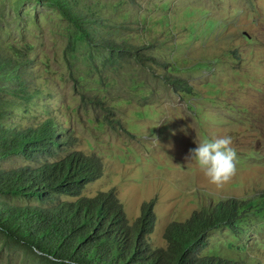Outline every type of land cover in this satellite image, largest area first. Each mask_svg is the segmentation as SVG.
Instances as JSON below:
<instances>
[{
	"label": "rangeland",
	"instance_id": "obj_1",
	"mask_svg": "<svg viewBox=\"0 0 264 264\" xmlns=\"http://www.w3.org/2000/svg\"><path fill=\"white\" fill-rule=\"evenodd\" d=\"M78 2L99 18L97 38L123 44L122 52L81 40L43 1L0 0V45L27 51L37 88L13 120L54 116L75 148L101 161L102 174L83 192L113 188L130 221L154 199V246H165L170 221L245 198L252 206L235 225L210 229L201 253L264 264V198L256 197L264 188V0ZM125 44L143 52L140 61ZM213 136H231L237 152L236 175L219 189L189 158ZM0 264L52 263L0 233Z\"/></svg>",
	"mask_w": 264,
	"mask_h": 264
},
{
	"label": "trees",
	"instance_id": "obj_2",
	"mask_svg": "<svg viewBox=\"0 0 264 264\" xmlns=\"http://www.w3.org/2000/svg\"><path fill=\"white\" fill-rule=\"evenodd\" d=\"M54 6L78 37L99 44L113 55L123 44L97 38L99 18L90 4L78 0H37ZM126 51L141 60L135 45ZM27 51L0 45V233L6 242L32 250L52 264H243L201 253L210 229L235 225L252 206L241 197L221 198L194 209L184 220L164 229L165 246H154L150 234L156 216L154 199L143 201L131 221L113 188L93 195L85 185L102 174L92 152L76 141L54 116L21 124L18 109L29 110L37 88L30 79ZM162 79L184 88L162 72ZM21 158L23 163L6 165ZM256 197L264 198V188ZM20 200V201H18Z\"/></svg>",
	"mask_w": 264,
	"mask_h": 264
},
{
	"label": "clouds",
	"instance_id": "obj_3",
	"mask_svg": "<svg viewBox=\"0 0 264 264\" xmlns=\"http://www.w3.org/2000/svg\"><path fill=\"white\" fill-rule=\"evenodd\" d=\"M189 158L218 189L229 183L237 172V152L231 136L204 139L189 150Z\"/></svg>",
	"mask_w": 264,
	"mask_h": 264
}]
</instances>
